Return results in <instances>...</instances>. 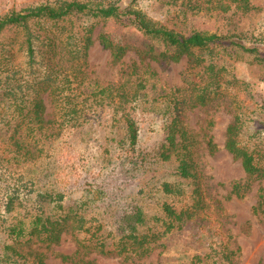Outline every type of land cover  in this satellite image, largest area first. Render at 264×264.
<instances>
[{
	"label": "trees",
	"instance_id": "1",
	"mask_svg": "<svg viewBox=\"0 0 264 264\" xmlns=\"http://www.w3.org/2000/svg\"><path fill=\"white\" fill-rule=\"evenodd\" d=\"M137 1L43 0L0 15V123L4 125L0 126V139L3 142L13 139L17 150L14 152L19 155L25 146L30 148L66 128L83 126L97 113L110 109L113 123L120 128L115 131L119 136L116 145L123 148L121 153L114 154L111 167L86 170L65 185L53 183L51 188L40 183V176L22 180L21 175L14 176L15 169L12 171L7 163H0V186L5 190L0 200L13 240L27 236L29 240L58 242L63 231L71 230L79 246L115 252L124 260H137L154 249L156 230L142 229L148 221L144 206L125 192L143 177L149 168L145 163L151 160L149 153L139 150L141 125L131 115L133 102L147 95L148 80L157 75L151 61L177 62L184 56L190 61L185 84L168 87L166 96L170 100L166 112L170 121L165 126L166 142L159 154L167 160L175 153L179 180L192 176L200 183L195 161L197 138L184 123L185 111L224 99L233 113L226 129L225 148L241 160L249 180L264 181V99L251 103L246 98L249 84L230 71L231 64L223 56L242 53L264 70V33L259 37L262 42L249 43L242 33L176 29L148 15ZM161 1L173 7L181 23L200 14L251 13L262 9L253 0ZM74 17L94 20L82 25ZM101 19L133 25L146 39L139 46L117 42L103 31L96 36L110 50L114 63H119L131 49L138 55V59L122 69L125 80L118 85L103 84L87 70L89 48L95 41L94 29ZM7 31H12V35L6 37ZM46 92L53 106V117L46 116L43 95ZM204 137L209 151L216 152L218 144L213 136L206 133ZM179 184L165 182L164 190L183 192ZM240 185L236 182L234 190L238 191ZM197 189L204 191L200 185ZM259 191L256 208L264 210V188ZM74 193L82 201L80 207L67 205ZM45 202L53 203L51 210L45 208ZM85 202L88 205L82 210ZM89 202L104 206L99 211L102 221L107 215L113 216V221L120 229V223L123 224L124 230L115 235L100 218L94 222L87 214ZM163 206L170 218L176 214L170 203ZM175 225L170 221L168 229ZM6 248L14 250V245L6 244ZM30 254L34 255L32 259L23 258L22 253H18V259L14 253L5 256L11 264H48L43 252Z\"/></svg>",
	"mask_w": 264,
	"mask_h": 264
},
{
	"label": "rangeland",
	"instance_id": "2",
	"mask_svg": "<svg viewBox=\"0 0 264 264\" xmlns=\"http://www.w3.org/2000/svg\"><path fill=\"white\" fill-rule=\"evenodd\" d=\"M39 1L43 0H0V15ZM253 2L262 9L251 13L200 14L184 23L175 15L173 7L164 1L138 0L137 5L169 27L242 33L245 41L258 43L262 42L259 37L264 33V0ZM89 18L74 17V21L84 25L94 20ZM102 31L120 43L143 46L146 39L136 27L119 21L101 19L95 26V41L88 52V73L103 84L118 85L125 80L122 69L138 59V55L131 49L119 63H114L110 50L96 38ZM12 33L7 31L5 36L9 37ZM223 56L231 64L230 71L249 84L246 98L251 103L261 102L264 99V70L260 65L242 53H226ZM189 63L186 56L177 62L158 64L151 61L157 75L148 80L147 95L132 104L131 115L141 125L139 150L149 153L151 160L145 163L149 168L143 177L133 182L125 192L145 208L148 221L142 229L156 230L157 241L150 254L129 261L115 252L103 253L95 248H83L71 230L63 231L58 242H41L36 238L29 240L27 236L13 240L0 200V264H11L6 259L7 253H14L17 259L20 257L18 253L24 254L25 259H32L34 255L30 252H43L48 264H264V210L256 208L259 189L264 188V181L249 180L241 160L225 148L226 129L233 118L229 102L220 99L184 113V123L197 138L195 161L200 183L192 176L179 180L175 170L178 163L175 153L167 160L159 157L166 142L165 126L169 120L166 104L170 97L166 93L170 86L185 84ZM47 93H43L46 116L53 117V106ZM111 114L110 109L101 111L83 126L66 128L61 134L42 139L30 148L25 146L19 155L14 152L17 150L13 139L5 142L0 139V163H7L12 171L15 169L14 176L21 175L22 180L40 176V183L47 185L45 188H51L53 183L65 185L82 176L86 170L111 167L114 154L121 153L123 149L116 145L119 136L115 131L120 128L113 123ZM0 126L4 125L0 123ZM206 133L212 135L218 144L214 153L209 151L204 137ZM122 147L128 148L126 144ZM176 181L182 184L179 187L183 188V192L164 190L165 182ZM236 182L242 184L238 191L234 190ZM37 185L40 184L37 182ZM198 185L204 191H199ZM3 191L0 186V194ZM69 200L67 205L74 204L75 207H80L82 203L77 193ZM165 202L175 207L176 214L171 218L163 209ZM87 205L83 203L81 209L85 210ZM89 205L87 214L94 218V222L98 218L102 221L99 211L104 206L95 202H89ZM52 206L53 203L50 205L47 202L45 208L51 210ZM112 217L107 215L102 222H106L108 230L113 229L115 235H119L124 225L120 223L121 230ZM170 221L176 225L168 229ZM6 244L14 245V250L6 248Z\"/></svg>",
	"mask_w": 264,
	"mask_h": 264
}]
</instances>
